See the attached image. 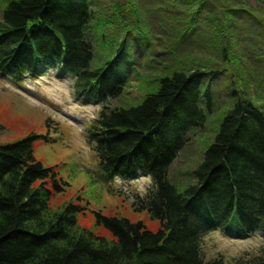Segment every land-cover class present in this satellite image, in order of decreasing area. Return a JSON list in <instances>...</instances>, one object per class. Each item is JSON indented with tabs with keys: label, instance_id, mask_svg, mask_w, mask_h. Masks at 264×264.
<instances>
[{
	"label": "trees",
	"instance_id": "16d2710c",
	"mask_svg": "<svg viewBox=\"0 0 264 264\" xmlns=\"http://www.w3.org/2000/svg\"><path fill=\"white\" fill-rule=\"evenodd\" d=\"M134 1L9 0L0 20V73L22 81L55 69L73 77L80 96L102 104L87 142L107 179L152 178L137 210H148L161 228L152 232L143 222L100 216L113 234L109 240L81 227L80 207L53 205L65 183L37 160L39 136L30 135L0 145V264H205L202 244L214 230L264 236L259 90L237 95L193 172L195 184L180 191L168 180L185 134L202 126L214 106L213 83L237 82L220 64L238 60L234 41L246 29L243 20L246 36L264 55V0H138L154 6L157 34L149 19H138ZM95 20L101 36L119 26L121 42L114 58L93 69ZM153 39L160 51L153 50ZM134 49L140 54L135 60ZM153 54L160 70L156 91L136 106H108L123 94L132 69ZM238 264H264V246Z\"/></svg>",
	"mask_w": 264,
	"mask_h": 264
},
{
	"label": "rangeland",
	"instance_id": "374dc122",
	"mask_svg": "<svg viewBox=\"0 0 264 264\" xmlns=\"http://www.w3.org/2000/svg\"><path fill=\"white\" fill-rule=\"evenodd\" d=\"M8 2L0 0V20ZM134 3L138 19H149L157 34L154 6L138 0ZM242 22L240 26L246 29L240 28L242 34L240 32L234 41L238 60L233 64L225 61L220 64L221 68L229 70L228 73L236 75L234 79L237 82L223 83L221 80L213 83L214 106L207 114L206 122L185 134L187 142L169 168L168 180L180 191L196 183L193 172L215 142L220 124L237 95L246 96L250 92L254 96L259 90L264 97L263 51L255 45V40L246 36L248 21ZM92 25L95 44L91 68L94 69L115 57L121 39L117 38L120 36L119 26L103 29L104 36H101L102 28H98L96 20ZM252 35L255 39L256 36ZM262 38L264 42V35ZM153 41V50L160 51L161 42ZM137 55L140 54L134 49L130 57L135 60ZM153 57L155 54L144 57L132 69L123 94L109 99L108 106H136L145 95L156 91L159 83L153 81L160 70ZM201 107L207 110L206 103H201ZM101 108L102 104L97 101L80 96L74 88L73 77L64 72L46 69L43 76L25 77L22 81H14L0 73V124L4 127L0 133V145L14 143L30 135L39 136L34 142L35 157L45 167H53L58 178L65 183V191L53 197V205L80 207L78 222L81 227L111 240L113 234L101 221L100 216H103L143 222L150 231L158 232L161 221L153 218L148 210H137L140 198H145L153 187L152 178L140 174L134 180L107 179L93 147L87 142V131ZM263 246L264 236L259 233L240 236L214 230L203 241L202 255L205 264L215 261L238 264L242 259L259 255Z\"/></svg>",
	"mask_w": 264,
	"mask_h": 264
}]
</instances>
